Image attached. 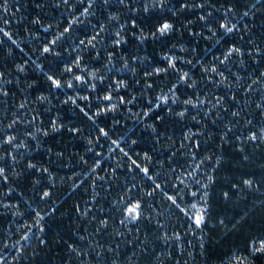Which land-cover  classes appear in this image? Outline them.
I'll list each match as a JSON object with an SVG mask.
<instances>
[{
    "label": "snow or ice",
    "instance_id": "obj_1",
    "mask_svg": "<svg viewBox=\"0 0 264 264\" xmlns=\"http://www.w3.org/2000/svg\"><path fill=\"white\" fill-rule=\"evenodd\" d=\"M29 8L31 18L25 15ZM50 9L61 11V18L50 17ZM258 15L264 16V0H0L4 60L14 53L6 40L21 53L27 48L10 28L13 19L17 26L27 21L25 39L39 42L23 62L0 67L2 214L11 213L15 223L31 209L33 198L25 197L24 210L12 202L18 191L13 185L21 178L31 177V191L45 206L53 201L57 185L68 181L86 194L70 210L76 217L73 237L46 238L45 218L59 208L37 207L15 225L20 238L3 243V249L16 251L11 261L0 255V264H20L26 255L34 261L61 249L59 264H188L185 256L193 264H264V211H259L257 229V205L248 204L249 196L259 193L264 209V157L259 176L246 172L222 182L217 176L226 146L247 162L249 146L264 145V20L256 24ZM177 33L182 39L169 41L158 59L139 54L147 44H164ZM41 57L59 64L45 71L46 64L37 63ZM29 64L47 82L34 97L40 81L30 80ZM52 98L60 107L74 106L96 134L64 122L59 111L53 116ZM138 105L141 110L134 112ZM124 109L143 130L114 139L116 133L102 118L117 125V113ZM169 122L180 125L179 140L169 135ZM65 131L86 142L91 162L75 152L65 160L63 142L49 143ZM102 139L112 145L108 160L117 155L111 163L95 151L103 147ZM145 139L152 147L141 155L133 146ZM41 149L71 174L58 177L50 163L29 155ZM161 151L166 156L158 161ZM209 165L211 174L201 175ZM218 183L221 199L234 209L231 215L213 209ZM217 232L225 240L233 235L238 240L223 247ZM22 241L35 243L30 254ZM214 244L223 248L218 255Z\"/></svg>",
    "mask_w": 264,
    "mask_h": 264
},
{
    "label": "trees",
    "instance_id": "obj_2",
    "mask_svg": "<svg viewBox=\"0 0 264 264\" xmlns=\"http://www.w3.org/2000/svg\"><path fill=\"white\" fill-rule=\"evenodd\" d=\"M12 2H15V0H12ZM22 2L29 4L30 0H22ZM249 2H254V0H249ZM172 3H175V0H172ZM14 11V9H13ZM33 11L32 8H29L27 11H25V15L29 16L31 18V12ZM48 15L50 17H55L56 19L61 18V11L56 10H47ZM171 15V14H169ZM264 20V16L258 15L255 23L260 24V21ZM95 23V21H92ZM28 27L27 21H25L22 25H15V20L13 19V23L10 26L11 30H13L16 33V38L20 39L23 45H27V48L25 49L24 53H21L19 49H16L14 45H11L10 41L6 40V44L8 46H11L14 48L13 56L9 57L8 61L4 60V54L6 53V49L4 46L0 45V67H2L5 63H8L9 65H14L16 62H23V60L27 59L29 57V54L31 53V49L38 47L39 42L32 40V38L25 39V37L28 36V33L26 31V28ZM17 28H19V31H17ZM42 32V30H40ZM33 35H35V32H33ZM51 37H49L50 39ZM186 36L183 38L186 40ZM182 39L179 34H175L172 37L169 38L168 41H165L164 44H161L159 41L151 42L145 46V49L143 51H140V55L143 56L145 54L152 56L153 58H159V55L161 53V49L164 48L165 45L170 46L169 41L176 42L178 40ZM210 48V45H209ZM139 51V50H138ZM212 52L215 51V49H211ZM201 55H205L204 51V44H201ZM210 58V54H209ZM32 60H36V55H31ZM61 59L67 60L70 59L67 56L62 57ZM37 63H45L46 68L45 71H47L48 68H54L57 64H59V60L52 61L51 58H49L47 61L44 59V57H41ZM29 72L28 76L31 80V78L38 79L40 81V88L36 90L34 93H32L33 97L34 95L38 94L40 90H43L47 87V82L44 80L43 75L41 71L35 67L33 64H29ZM124 77V74L121 73V78ZM113 79L116 77L113 76ZM70 94L74 95V90H67ZM64 97L61 96V99ZM95 102V101H94ZM51 106H52V115L55 116L57 111H59V114L61 116V119L64 120V122L71 121L72 124H75L77 126H80L86 134H96V127L92 124V122L88 121L85 117H83L82 114L78 112V110L74 109V106L67 105L64 107H60V101H58L55 98H52L51 100ZM141 108L138 105L133 109L134 112L140 111ZM0 118H3V112H0ZM117 118L119 119V124L112 125L110 122L109 117H103L102 123L107 124L112 132L116 133L113 138H118L119 135L123 134L125 138L132 136L133 133L140 134L143 130L142 123H139L135 120L134 117L130 118V114L127 112L126 109L120 111L117 113ZM166 129L169 133V135H175V138L177 140L180 139V125H173L171 122H169L166 126ZM59 141L63 142L64 150L66 152L65 160L67 159V156L72 153H78L79 155H87L90 162L91 158L93 156V153H85L84 146L85 141L80 139H73L71 134L67 133L66 131L62 133L59 136H56L55 138L51 139L49 143L57 144ZM130 143V141H129ZM101 144L103 147L97 146L95 148L96 152H102L104 155L105 160H108L109 153L108 148L112 147L111 142L107 139H102ZM135 148V151L141 152V150H147L148 148L152 147L151 140L145 139L141 142V144L137 146H133ZM168 145L165 144L164 148L167 149ZM248 153L251 156V159L247 162H244L241 160L239 154L233 151L232 148L225 147L223 150L224 155V161L222 164L221 169L218 171L217 176L222 178L225 176L229 177H238L242 173L246 172H256L257 176L260 175V163L261 158L264 157V145H262L259 149H253L251 146L248 148ZM0 154L2 153V150H0ZM29 155L35 156L36 159L41 160L45 163H50L51 166L55 169H57V175L58 177H63L65 175H70L71 170L68 169L66 166L61 167L60 164L53 159L52 161H49L47 159V155L44 149H41L40 152L33 151ZM79 155L75 157V159L78 160ZM166 153L164 151H161L158 154V161H163L165 159ZM117 158L116 153H113L111 156V160H108V163H111V161H114ZM177 161L183 162V158L179 155L177 156ZM108 163L104 164L105 170L108 168ZM112 166H115L114 164ZM79 170V169H78ZM123 172V170H121ZM203 171H207L209 174H211V165H209L205 170H202L201 175L203 174ZM164 173L168 172V168L165 167L163 169ZM131 178L130 176L128 177ZM162 178H164L162 176ZM30 179L25 180L23 178L17 179L13 185V187L17 188L18 191H15L12 195V202H20L22 204L21 210H24L26 207V200L25 197L33 198V204L31 209H28L26 216L24 218H15V223H13V217L11 213H8L7 215L2 214L4 210L0 208V255L6 254V259L11 261V257L15 254L16 250H5L3 249V243L8 242L9 240H16L20 238V233L16 232L15 225L18 223H22L24 219H27L29 214H33V209H36L37 207L44 208L45 211L49 210L52 206H56L59 208V211L54 214L52 217H46L47 221V234L46 238H55L56 236L63 235L66 239L73 237L75 225L73 221L76 220L75 214L72 213L70 210L72 208L73 203L80 199L86 198V194L82 192V190H73L70 187V181L66 182L63 185H57V188L54 190L55 195L53 198V201L50 202L47 206L43 204V202L39 201L34 197V194L31 191V185H30ZM125 180V175H120L119 183L123 184ZM137 182H140V177L137 176ZM5 189L0 187V192H3ZM20 192L24 193V197L20 196ZM115 196V193H113ZM261 199V196L259 193H254L248 198V204L251 205L255 203L257 205V223L255 227L257 229L260 228L259 223V211H264V209H260L259 206V200ZM159 201V197L157 198ZM212 204L213 209L215 212H223L226 215H231L234 211L233 207L230 206L228 202H225L220 197V183L216 185V190L212 195ZM241 207H244L242 204ZM183 219V218H182ZM30 222V221H29ZM9 224H12V228H9ZM35 231V230H34ZM15 233V235H13ZM36 235H41L40 233L36 232ZM217 239L221 240V244L223 247H227L228 243H235L238 240V237L233 235L229 236L228 238H223L222 233L217 232L214 233ZM22 243L25 245L27 252L30 254L32 251V248L35 247V243L29 242V241H22ZM66 247V246H65ZM217 255L223 251V248L221 245H213ZM64 249H61L60 252H52L48 256L41 255L40 257L36 258V260H31L30 255H26L24 259L20 262V264H59L60 260V254ZM186 260H188V264H193L192 258L185 256Z\"/></svg>",
    "mask_w": 264,
    "mask_h": 264
}]
</instances>
